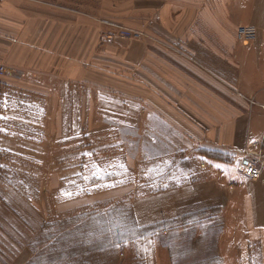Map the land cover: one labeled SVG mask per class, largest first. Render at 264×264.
Segmentation results:
<instances>
[{
  "label": "crops",
  "instance_id": "1",
  "mask_svg": "<svg viewBox=\"0 0 264 264\" xmlns=\"http://www.w3.org/2000/svg\"><path fill=\"white\" fill-rule=\"evenodd\" d=\"M84 8L85 0L0 2V86L37 95L54 86V73L66 90L87 70H118L139 84L144 109L154 92L157 117L203 153L204 169L157 196L155 220L141 209L152 197L135 200L139 223L172 220L181 243L184 220L204 215L220 223V264H264V169L259 179L237 170L252 142L264 155V0H139L105 18ZM113 25L142 33L115 38ZM242 25L258 29L255 39L238 38Z\"/></svg>",
  "mask_w": 264,
  "mask_h": 264
},
{
  "label": "rangeland",
  "instance_id": "2",
  "mask_svg": "<svg viewBox=\"0 0 264 264\" xmlns=\"http://www.w3.org/2000/svg\"><path fill=\"white\" fill-rule=\"evenodd\" d=\"M132 1L85 0L84 9L119 16ZM113 26L115 38L142 33ZM87 71L66 90L57 73L37 95L0 86V264H220L219 222L185 219L179 243L172 220L142 225L134 208L152 197L141 209L157 219V196L201 178L203 153L157 117L154 92L144 109L123 73Z\"/></svg>",
  "mask_w": 264,
  "mask_h": 264
},
{
  "label": "built area",
  "instance_id": "3",
  "mask_svg": "<svg viewBox=\"0 0 264 264\" xmlns=\"http://www.w3.org/2000/svg\"><path fill=\"white\" fill-rule=\"evenodd\" d=\"M2 1L0 0V2ZM257 32L258 29L253 25H242L238 28V38L242 41H250L255 39ZM125 33H127L126 36L128 37L140 35L138 32L133 34L130 32ZM6 72V65L0 63V75H4ZM259 148L260 145L258 142H252L243 150V156L237 163V170L251 179H259L264 169V155Z\"/></svg>",
  "mask_w": 264,
  "mask_h": 264
},
{
  "label": "snow or ice",
  "instance_id": "4",
  "mask_svg": "<svg viewBox=\"0 0 264 264\" xmlns=\"http://www.w3.org/2000/svg\"><path fill=\"white\" fill-rule=\"evenodd\" d=\"M66 195H70V194H66Z\"/></svg>",
  "mask_w": 264,
  "mask_h": 264
}]
</instances>
